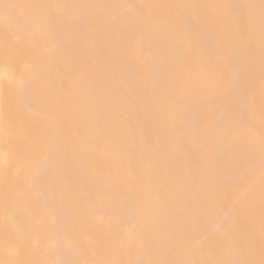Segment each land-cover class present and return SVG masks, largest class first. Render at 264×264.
I'll return each mask as SVG.
<instances>
[{
	"label": "bare ground",
	"instance_id": "1",
	"mask_svg": "<svg viewBox=\"0 0 264 264\" xmlns=\"http://www.w3.org/2000/svg\"><path fill=\"white\" fill-rule=\"evenodd\" d=\"M0 264H264V0H0Z\"/></svg>",
	"mask_w": 264,
	"mask_h": 264
},
{
	"label": "snow or ice",
	"instance_id": "2",
	"mask_svg": "<svg viewBox=\"0 0 264 264\" xmlns=\"http://www.w3.org/2000/svg\"><path fill=\"white\" fill-rule=\"evenodd\" d=\"M6 71V70H5ZM9 81L11 82V77L9 76Z\"/></svg>",
	"mask_w": 264,
	"mask_h": 264
}]
</instances>
